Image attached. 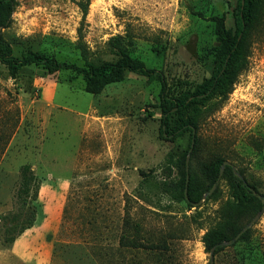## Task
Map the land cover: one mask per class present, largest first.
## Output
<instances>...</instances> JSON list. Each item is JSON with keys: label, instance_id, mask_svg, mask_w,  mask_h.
Masks as SVG:
<instances>
[{"label": "rangeland", "instance_id": "obj_1", "mask_svg": "<svg viewBox=\"0 0 264 264\" xmlns=\"http://www.w3.org/2000/svg\"><path fill=\"white\" fill-rule=\"evenodd\" d=\"M255 14L248 66L226 100L214 98L198 113L196 143L188 133L174 141L160 136L158 79L127 71L121 82L90 95L72 71L48 74L30 65L12 79L0 64V264H209L202 235L254 218L250 240L234 237L213 264H264L263 208L234 213L223 169L211 185L204 170L220 157L264 192V0ZM235 15L236 0H16L2 35L16 57L40 52L81 67V25L92 64L116 61L113 40L128 30L130 55L154 69L164 96L174 99L215 70L211 18L223 16L233 31ZM169 152L189 156L196 201H171L153 185ZM22 165L39 181L36 217L4 245L3 217L18 209ZM140 172L150 176L143 185ZM171 178L178 179L175 169ZM122 235L134 245L121 247Z\"/></svg>", "mask_w": 264, "mask_h": 264}, {"label": "trees", "instance_id": "obj_2", "mask_svg": "<svg viewBox=\"0 0 264 264\" xmlns=\"http://www.w3.org/2000/svg\"><path fill=\"white\" fill-rule=\"evenodd\" d=\"M257 0H236V15L234 18V30L227 29L224 17H212L215 23V33L217 45L214 53L215 70L207 80H203L194 90L185 91L178 97L171 99L164 96L165 83L158 77L154 69L147 68L146 65L132 57L129 49L134 45V36L130 31L125 32L123 38H115L114 46L119 58L114 62H101L92 64L87 62L89 53L82 43L81 27L78 29V49L84 65L79 67L68 62H59L52 56H47L40 52H26L20 57L13 55V50L3 35L2 30L11 24V15L16 6V0H0V64L4 65L10 78L14 79L17 73L24 67L33 65L41 68L48 74L62 71H72L77 76H81L84 81V91L90 95H99L105 87L110 84L119 83L123 80L125 72H131L147 78L148 80L158 79L160 82L159 99L162 108L159 134L163 139L174 141L176 138L188 133L191 142L196 143V135L199 127L198 113H205L202 110L208 102L218 98L223 102L238 75L248 66L249 50L251 47L250 32L255 21V6ZM87 3L80 6L84 23L87 15ZM201 111V112H200ZM183 114L184 118L177 125H172L173 116ZM182 115V116H183ZM190 147V145H189ZM190 150V149H189ZM186 155L174 156L172 152L167 153L163 167V177L153 180V185L160 194L166 195L171 201H185L191 203L196 201L190 195V172L188 163L186 169ZM224 159H215L204 167L205 172L210 174L211 184L220 176V169H223L222 177L227 180L233 201L229 208L236 214L243 211L257 212L264 208V192H259L257 187L249 183L242 172L235 171L232 165H223ZM172 169H175L178 179L171 178ZM151 170L149 173H154ZM143 177L141 185L148 182L150 177L144 172H140ZM39 181L32 173L30 166L20 167V181L16 192L18 209L16 212L3 217V238L4 245L12 244L16 238L30 229L35 221L36 208L34 202L37 199ZM206 188L204 191H207ZM140 199L145 197L140 193ZM144 200V199H143ZM245 225L230 230L225 225H219L206 231L201 238L204 251L215 256L220 253ZM229 232H233L229 234ZM251 237V228L247 227L237 239L248 242ZM121 247L133 246L126 236L119 239ZM232 246L234 243L231 244Z\"/></svg>", "mask_w": 264, "mask_h": 264}, {"label": "water", "instance_id": "obj_3", "mask_svg": "<svg viewBox=\"0 0 264 264\" xmlns=\"http://www.w3.org/2000/svg\"><path fill=\"white\" fill-rule=\"evenodd\" d=\"M188 160H189V156L186 157V169H187V163H188ZM223 165H231V164H230L229 162H227V161H224ZM221 173H222V171H220V174H219V175H221ZM199 203H200V202H198L197 204H199ZM262 210H264V208H263ZM254 221H255V218H254V219L248 224V226H245V227L241 230V232L235 236L234 240H237L238 237L240 236V234H241L244 230H246V228L249 227ZM209 256H210L209 264H213V255L210 254Z\"/></svg>", "mask_w": 264, "mask_h": 264}]
</instances>
